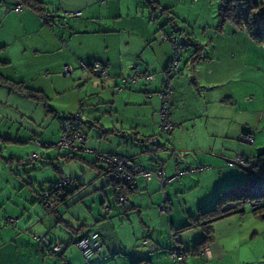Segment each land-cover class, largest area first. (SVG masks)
<instances>
[{"label":"crops","instance_id":"obj_1","mask_svg":"<svg viewBox=\"0 0 264 264\" xmlns=\"http://www.w3.org/2000/svg\"><path fill=\"white\" fill-rule=\"evenodd\" d=\"M39 1L40 11L23 6L15 12L17 0H0V75L39 91L48 101L50 92L65 97L74 90L78 95L73 97L71 106L66 102L62 107H51L48 102L46 107L43 101L0 84V141L28 146L30 138H39L43 133V121L50 115L48 120L56 121L57 139L62 118L80 112L86 146L131 157L148 169L161 162L171 180L162 187L156 178L137 176L134 191L125 202L114 205L108 199L111 193L106 191L109 184L103 170L91 164L95 161L92 153H84L81 161L97 172L90 170L88 178L85 164L77 173L66 167V174L77 179L80 188L59 203V215L49 212L41 203L39 192L32 190L37 179L27 176L22 190L9 189L7 185L6 188L0 182V264H175L167 257L169 231L211 208L217 192L244 181L246 163L230 167L228 160L237 154L245 159L255 155V142L247 144L242 136L257 128L262 117L258 110L252 111L251 106L245 107L235 98L233 88L240 84L233 64L225 59L233 53L229 51L224 56L223 52H216L213 56L214 47L208 49V42L204 44L194 33L191 36L184 31L181 10L189 0ZM223 1L195 2L206 8L208 16L209 6L216 7L218 13ZM74 11L80 14L66 15ZM177 23L178 31L173 27ZM234 27L254 43L244 30ZM172 32L179 39L187 34L201 45L199 58H191L196 50L193 47L175 56L173 43L164 38ZM173 59L180 68L170 75L168 84L174 127L162 133L158 130L161 102L156 93L167 81L165 68ZM94 60L107 65L104 81L98 77L100 82L93 80L95 76L82 67L83 62L89 65ZM64 65L72 70L62 76ZM136 65L142 74H152L153 79L140 77L133 84L123 82L122 78ZM75 85L82 92H77ZM115 88L119 93L114 94ZM118 112L119 120H111L108 125L95 115L112 119V114ZM117 126L118 140L108 137L113 133L104 137L100 129L117 132ZM153 135L155 138L149 140ZM257 142L256 146L264 145V138ZM190 167L200 169L176 176L178 170ZM57 168L65 171L59 163ZM85 187L84 195L92 198L77 203L80 198L75 200L73 196ZM163 198L164 205L169 206L166 213L159 211ZM7 217L16 222L6 223ZM89 231L99 233L98 249L85 261L74 241ZM193 235L195 239L186 248L203 232ZM176 237L181 241L184 236ZM53 243L60 245V254L49 252ZM208 255H191L186 263L216 264L217 254L210 245Z\"/></svg>","mask_w":264,"mask_h":264},{"label":"rangeland","instance_id":"obj_2","mask_svg":"<svg viewBox=\"0 0 264 264\" xmlns=\"http://www.w3.org/2000/svg\"><path fill=\"white\" fill-rule=\"evenodd\" d=\"M209 8V15L206 16V8H200L198 3L189 0L187 5L181 10L182 16L184 17H182L183 22H181V26L185 31L194 33L193 35L200 39V41H204V44L208 42V44L205 45V47L209 46L208 49H210L211 46L214 47L216 51H211V55L214 56L216 52L227 54V52L230 51L233 53L234 56L229 55L230 57L228 58L226 56L225 59H228V61L233 64L235 70L234 76H236L240 84L239 87L236 85L233 88L235 98L244 103L245 107L251 106L252 111L258 110L262 117L258 122L257 128L251 129L254 134V142L257 145V139L264 138V44L257 45L252 43L244 32L237 31L238 29H235L231 23H226L223 32H217L215 29L218 24L217 11L215 10L217 8L214 7L213 9V5H210ZM256 18L259 25L264 23V16L258 15ZM176 26L180 27L178 23ZM234 31L236 32L235 34H233ZM208 49H206V51ZM60 74L64 76L62 70H60ZM92 79L100 82L96 77H92ZM75 89L79 93L82 92L78 89L77 85H75ZM116 93L119 92L115 88L114 94ZM76 94L78 95V93H74V90H72L63 97L61 95L53 96L54 94L50 92V100L48 101L46 98L45 102H49L51 107H62V104H66V102L68 106H71L73 97H75ZM66 98L68 101L64 102ZM116 108L119 111V101L116 103ZM95 115H97L96 118L101 117L105 125H108L111 120H119V112L118 114H112V116H114L112 119L108 115H101L98 113H95ZM50 116L48 118H50ZM48 118L43 121V133L38 135L43 142L37 138L44 147L41 145L35 146L30 142L28 146H21L16 143H3L0 141V182L4 184L5 187L7 185L9 189L16 188L22 190L23 181H27V176H29L30 179H37L38 183L34 185L32 190L40 194V188L43 187V189H46L51 183L55 182V180L60 179L59 170H62V168H57L58 163L65 166V171L63 170L65 174L66 167L68 166V168L73 169L77 173L79 170L78 168L82 169L86 165L87 168L85 170L88 178L91 176L90 170L97 172V169L91 168L90 165L82 161L65 162L63 157H61L63 150L60 151L55 146H47L49 144L51 145V143L55 144L60 135L59 134L58 138L55 139L57 135L55 131L57 128L56 121H54L55 119L49 121ZM90 122L92 123V121ZM117 129L116 133L108 137L118 140L119 126H117ZM93 132L95 134L97 133L96 130H93ZM101 142L106 144L105 140H101ZM256 145L254 149L255 154L264 148V145ZM34 151L37 152L38 156L34 160H29L28 155ZM79 175H81V177L83 176V174ZM24 188H26V186H24ZM106 191L111 193V198L110 195L108 197L109 201L113 202L114 205H118L119 202L116 201L109 185ZM86 192V187L81 188V190L73 196L75 200L80 198L77 203L83 199L88 201L92 198V196L84 195ZM242 207L245 208L243 213H232L222 219L212 222V241L209 242V245L215 254H217L215 259L216 264H264V219L256 216L251 211L250 205L242 204ZM58 209L62 211L61 206H58L57 210ZM195 232L204 231H202L200 227H194L189 229V231L177 233L178 235L184 236L181 238L183 239L181 242L184 248L190 245L195 239L193 235ZM208 257L205 256V258Z\"/></svg>","mask_w":264,"mask_h":264},{"label":"trees","instance_id":"obj_3","mask_svg":"<svg viewBox=\"0 0 264 264\" xmlns=\"http://www.w3.org/2000/svg\"><path fill=\"white\" fill-rule=\"evenodd\" d=\"M17 2L21 3L23 6L31 8L33 10H37V11L41 10V6L39 5L40 4L39 0H17ZM257 15L264 16V0H224L218 9V13H217L218 24H217L215 29L217 32H222L223 27L226 23H232L234 26L238 27L239 29L244 30L255 44H262V43H264V23H262L260 25L258 24L257 18H256ZM169 21L172 22L173 18L172 17L169 18ZM173 25H176V24H173ZM173 27H176V31H178V29H180V27H177V26H173ZM172 34L176 37L174 32H172L171 34L167 35L166 38L169 39V37ZM184 35H185L184 38H181V39L176 37L178 41L184 40L188 43L187 47L183 48L182 50H186L187 48H192V47L196 48V50L194 49V51L191 55V58L192 59L199 58L198 51L200 50L201 45H199V44L197 45L196 43H194L191 40L189 35L192 36V33H189V35H187V34H184ZM169 64H168V66H169ZM168 66H166V68H165V73L167 74V81L166 82L164 81V86H162V89L157 91L156 95L158 98H159L158 94L160 92L164 93V90L170 89L169 88L170 86L168 85L170 83V78H171L170 75L176 74L180 70V68L177 67V69L175 71H173V70L171 71V70H168ZM122 79L124 82V78H122ZM0 84H6V85L10 86L11 88H13L14 90H17L19 92H24L26 95H29V96L35 98L36 101L41 100L45 103V105L47 107V103L45 102V99H46L45 96H41V94L38 93L39 91L30 89L21 82H12V81H9L8 79H6L4 76L0 75ZM131 84H133V83H131ZM168 95H169V100H170V105H171L169 120L171 121V110H172L173 105H172V102L170 99V90H169ZM160 102L162 104L161 99H160ZM160 107H161V105H160ZM78 113L81 115V119L78 120L77 126L74 128V131L79 133L80 139L75 141L76 149H72V148H61V149H59L57 147V149H59L60 151L63 150V152H65L64 154H62L61 157H63L67 161H69V160L81 161L82 159L80 157H82L84 155V153H86V154L92 153L93 156L95 157V161H93L91 164L94 167L101 168L103 170L104 177L106 178L107 183L109 185H111L112 190H113V194L116 198V201L121 202V203L125 202L127 199V196L134 191L135 178H133L131 180L108 179V177L106 175L105 161L98 159L96 155L100 153V154H106L109 157L120 156L121 158L129 159V160H132L134 162H136V161L131 157H125V156L120 155L116 152H105V151H100L97 149H92V148H89L88 146H86V144H85L86 139L84 136V132L82 130V125H81L83 122L82 114L80 112H78ZM70 116H73V114L65 115L62 118V121L65 118H69ZM159 120H160V118H159ZM62 121H61V133H60V135L63 132ZM171 123L173 124L172 121H171ZM173 127H174V124H173ZM173 127H172V129H173ZM100 129L102 131V134H104V137L108 136L111 133H116V130H114V129H102V127H100ZM247 133L253 135V137H254V134L252 131L247 132ZM60 135H59V137H60ZM153 138H155V135L149 136V140H153ZM32 140H38V139L37 138H30L29 142ZM154 142H155V140H154ZM253 142H254V140H253ZM253 142L250 145H252ZM247 144H249V143H247ZM54 146H55V144H54ZM85 148L90 149L91 152H86L85 150H83ZM37 156L38 155L36 154V157ZM36 157L29 159V160H34V159H36ZM28 158H29V155H28ZM250 158H252V164L251 165H248V164L245 165L246 166L245 167L246 168V176H245V179L243 182L232 185V186H230V187H228L222 191L217 192L215 195V198H214L213 206L211 208L200 211L197 214V216L193 217L188 223L184 224L183 226L178 227L177 229H172V231H170L171 236L168 235L170 238V245L167 248L168 259L173 261L175 264H180L177 260L171 259L169 257V253L173 250H178L182 254V256L185 258V261L183 264H187L186 263L187 258H189L191 255L203 257L200 255V251L205 246H208L209 242L211 241L210 235L213 232L212 222L219 220V219H222L223 217H226L232 213H236V212L243 213L244 208L242 207V204L250 205V203L256 202V204L254 206H250L251 211L256 216H259L262 219H264V148H262L258 153H256L253 157H250ZM233 159H231V160H233ZM231 160H228V161H231ZM228 161H227V165H228ZM159 164H161V162H158L156 168H154L152 170L157 169L159 167L158 166ZM228 166L235 167L233 165L232 166L228 165ZM242 166H244V165H242ZM161 167L163 168L162 164H161ZM199 169H200V167L199 168H191L190 167V168L185 169V170H188L187 172H195ZM180 171L181 170H178L177 174ZM66 176H68V175L66 174ZM177 176H180V175L178 174ZM68 177L70 178V183L68 185H63L62 187H57L56 184L59 182V180H60L59 179V180H56L55 182L51 183L46 189H43V187L40 188L41 192L39 194V199H40L41 203L46 207L47 210H48V207L45 203L47 199L52 204H54V206L57 207L60 202H64L65 200H67L68 196L72 195L75 191H77V189L80 188V185L77 182V179L70 177V176H68ZM43 191H47L49 193L48 198L42 197ZM120 195L124 196L123 200H118V196H120ZM194 227H200L202 229V231H204L203 236L199 240H195L190 248H184L181 241L177 239L176 234L178 232L186 231V230L194 228ZM82 236H84V235H82ZM76 240L74 241V243L76 242ZM146 241L147 240H143V242H146ZM60 250H61V248L58 251L51 252V253L60 254ZM96 251H95V253H96ZM85 261H88V260H85ZM64 263H66V260L64 261Z\"/></svg>","mask_w":264,"mask_h":264},{"label":"built area","instance_id":"obj_4","mask_svg":"<svg viewBox=\"0 0 264 264\" xmlns=\"http://www.w3.org/2000/svg\"><path fill=\"white\" fill-rule=\"evenodd\" d=\"M196 1V0H193ZM23 9V5L21 3H17L13 10L15 12H20ZM79 11L74 12H67L66 15L68 16H77L79 15ZM166 38V36H164ZM169 40L173 43V51L175 53V56H178L180 51L187 47L188 43L184 40L178 41L177 38L172 34L169 37ZM82 67L87 69L88 72L95 77H98L102 81L108 76L107 72V65L100 61V60H94L90 65L82 63ZM178 67V62L176 59H173L171 63L168 66V70L175 71ZM71 67L69 65H64L62 68V71L64 74L71 72ZM140 77H143L146 81H150L153 79V75L150 73L142 74L139 66H134L133 71L128 74L126 77H124V82L126 84L128 83H134L138 81ZM169 90H164V93H159L158 96L162 100V104L159 110V123H158V130L159 132L167 133L169 132L173 124L169 120V114H170V100H169ZM81 119V115L79 113L73 114V116H70L69 118H65L62 121L63 125V132L60 135L58 141L55 143V146L59 149L61 148H72L76 149L75 141L80 139L79 133L74 131V128L77 126L78 120ZM243 141L246 143L251 144L254 140L253 135L249 133H245L242 136ZM31 144L35 146L41 145L38 140H32L30 141ZM86 152H91L90 149L85 148L83 149ZM36 152H31L29 154V159L36 157ZM98 159L105 161L106 164V175L108 179L112 180H131L137 176H141L146 180H150L152 178H156L160 185L163 187L167 182H169L171 179H168L165 175V172L163 168L161 167V164H159L158 168L155 170L148 169L140 165L139 163H136L132 160L121 158L120 156H107L106 154H97L96 155ZM251 165L252 164V158L245 159L243 156L237 154L235 158L231 161H228V165L233 166H241L244 164ZM188 170H181L178 174L181 175L183 173H186ZM60 172V180L56 184L57 187H62L63 185H68L70 183V178L66 176V174L59 170ZM177 174V175H178ZM176 175V176H177ZM174 176V177H176ZM133 184V183H132ZM42 197H49V193L47 191L42 192ZM124 196L120 195L118 196V200H123ZM165 199L163 198V203L159 206V211L161 213L169 212V206L164 205ZM46 205L48 207V211L51 213H54L56 215H59V212L57 210V207L54 206L48 199L46 200ZM256 202L250 203V206H254ZM6 223L14 224L16 222L15 218L7 217L5 219ZM169 236H171V232L169 231ZM98 238L99 233L97 231H89L86 235L79 237L76 242L74 243L76 249L80 252L82 257L85 260H89V258L95 253V251L98 249ZM145 240V239H144ZM60 249V245L58 243H53L49 247V252H56ZM200 255L203 257H208V246H205L201 251ZM169 257L171 259L177 260L180 264H183L185 261V258L182 256V254L178 250H173L169 253Z\"/></svg>","mask_w":264,"mask_h":264}]
</instances>
